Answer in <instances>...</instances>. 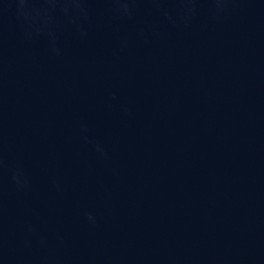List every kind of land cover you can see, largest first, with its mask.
<instances>
[{"label": "water", "instance_id": "95a60500", "mask_svg": "<svg viewBox=\"0 0 264 264\" xmlns=\"http://www.w3.org/2000/svg\"><path fill=\"white\" fill-rule=\"evenodd\" d=\"M0 264H264V0H0Z\"/></svg>", "mask_w": 264, "mask_h": 264}]
</instances>
